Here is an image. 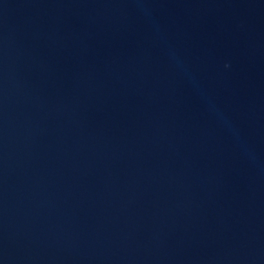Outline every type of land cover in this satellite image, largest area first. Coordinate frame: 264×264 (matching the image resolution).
Returning a JSON list of instances; mask_svg holds the SVG:
<instances>
[{
	"label": "water",
	"instance_id": "obj_1",
	"mask_svg": "<svg viewBox=\"0 0 264 264\" xmlns=\"http://www.w3.org/2000/svg\"><path fill=\"white\" fill-rule=\"evenodd\" d=\"M0 264H264V90L137 0H0Z\"/></svg>",
	"mask_w": 264,
	"mask_h": 264
}]
</instances>
